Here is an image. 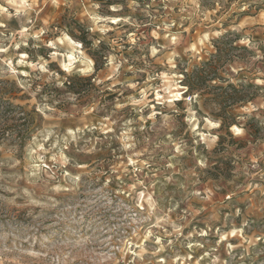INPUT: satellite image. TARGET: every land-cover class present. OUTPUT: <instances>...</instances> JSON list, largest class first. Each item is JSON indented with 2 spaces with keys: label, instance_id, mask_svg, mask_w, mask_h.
Masks as SVG:
<instances>
[{
  "label": "rangeland",
  "instance_id": "1",
  "mask_svg": "<svg viewBox=\"0 0 264 264\" xmlns=\"http://www.w3.org/2000/svg\"><path fill=\"white\" fill-rule=\"evenodd\" d=\"M0 264H264V0H0Z\"/></svg>",
  "mask_w": 264,
  "mask_h": 264
},
{
  "label": "trees",
  "instance_id": "2",
  "mask_svg": "<svg viewBox=\"0 0 264 264\" xmlns=\"http://www.w3.org/2000/svg\"><path fill=\"white\" fill-rule=\"evenodd\" d=\"M224 62L225 59L219 50V53L214 54L209 62H204L201 67H196V70L191 76V83L187 85L188 91L201 92L208 88L207 83L218 77V70L221 69ZM240 101H243V99L239 97H231V99L225 97V102H229L231 104L230 106L235 105ZM223 125L225 126V124ZM230 125L231 124L228 123L226 126L230 127Z\"/></svg>",
  "mask_w": 264,
  "mask_h": 264
}]
</instances>
